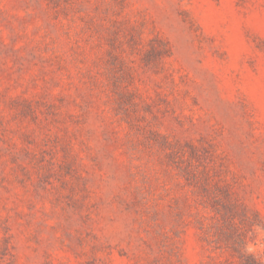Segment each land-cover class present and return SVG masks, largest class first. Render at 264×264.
Instances as JSON below:
<instances>
[{"label":"rangeland","instance_id":"1","mask_svg":"<svg viewBox=\"0 0 264 264\" xmlns=\"http://www.w3.org/2000/svg\"><path fill=\"white\" fill-rule=\"evenodd\" d=\"M0 264H264V0H0Z\"/></svg>","mask_w":264,"mask_h":264}]
</instances>
